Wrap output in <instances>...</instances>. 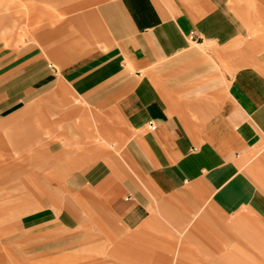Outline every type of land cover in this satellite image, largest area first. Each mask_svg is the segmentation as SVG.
<instances>
[{"label":"crops","instance_id":"0c3cea01","mask_svg":"<svg viewBox=\"0 0 264 264\" xmlns=\"http://www.w3.org/2000/svg\"><path fill=\"white\" fill-rule=\"evenodd\" d=\"M7 3L36 26L0 53V129L55 125L74 223L137 262L264 259V0Z\"/></svg>","mask_w":264,"mask_h":264},{"label":"rangeland","instance_id":"374dc122","mask_svg":"<svg viewBox=\"0 0 264 264\" xmlns=\"http://www.w3.org/2000/svg\"><path fill=\"white\" fill-rule=\"evenodd\" d=\"M7 5V0H0L1 55L22 49L36 26L19 5L9 21ZM29 19L33 22L32 31ZM9 84L7 78L0 79V110L12 101L9 98L16 96L3 92L12 89ZM20 96L17 104L24 98ZM22 119L20 115L7 121L3 131L0 129V264H153L150 259L137 262L131 254L126 259L124 254L109 252L88 235V230H83L86 223L77 225L71 220L64 211L69 207L59 204L66 192L53 172L54 165L50 166V154H46L48 142L56 140V127H48L47 134H42L33 121L31 126H25V130H30L27 132L9 128ZM38 119L35 121L39 126ZM141 257L147 256H138ZM258 257L243 255L246 261L252 259L249 264H264L263 256Z\"/></svg>","mask_w":264,"mask_h":264},{"label":"built area","instance_id":"2783aa9c","mask_svg":"<svg viewBox=\"0 0 264 264\" xmlns=\"http://www.w3.org/2000/svg\"><path fill=\"white\" fill-rule=\"evenodd\" d=\"M149 127H150L151 129H155V125L152 124V123H149Z\"/></svg>","mask_w":264,"mask_h":264}]
</instances>
